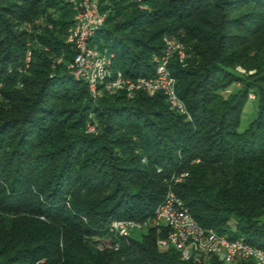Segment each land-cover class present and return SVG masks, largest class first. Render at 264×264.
<instances>
[{"label": "trees", "instance_id": "trees-1", "mask_svg": "<svg viewBox=\"0 0 264 264\" xmlns=\"http://www.w3.org/2000/svg\"><path fill=\"white\" fill-rule=\"evenodd\" d=\"M99 6L90 45L126 78L153 75L164 37L183 44L186 59L168 69L189 117L160 92L93 100L66 70L71 5L0 0V264H196L159 251L164 227L140 240L108 232L113 220L151 219L169 190L202 228L264 250V0ZM250 93L256 116L239 132ZM109 237L117 250L98 247Z\"/></svg>", "mask_w": 264, "mask_h": 264}, {"label": "built area", "instance_id": "built-area-1", "mask_svg": "<svg viewBox=\"0 0 264 264\" xmlns=\"http://www.w3.org/2000/svg\"><path fill=\"white\" fill-rule=\"evenodd\" d=\"M69 3L73 10V24L66 33V43L73 50L72 60L67 63L68 74L76 81L84 82L93 100L104 95H115L125 91L129 97L137 92L148 96L162 93L170 108L179 115H187L183 101L175 91V79L168 65L173 56L183 62L187 55L183 44L173 37H164V48L154 58L155 68L151 77L129 79L121 71L112 70V54L100 51L90 45L91 39L101 29L106 15L100 12L99 0H62ZM31 59V51L25 54V67ZM61 59L57 60V64ZM254 100V94H249ZM189 117V116H188ZM186 174L175 180L178 182ZM149 227H164L167 236L157 240L159 251L174 250L181 260L196 264L216 259L220 264H236L251 260L253 264H264V250L251 246L242 237L228 240L212 229L202 228L190 215L182 200L171 190L167 191L163 201L157 206L154 216L145 221L113 220L108 226L112 238L126 239L134 230L143 231ZM99 241V248L118 249L112 244V238Z\"/></svg>", "mask_w": 264, "mask_h": 264}, {"label": "rangeland", "instance_id": "rangeland-1", "mask_svg": "<svg viewBox=\"0 0 264 264\" xmlns=\"http://www.w3.org/2000/svg\"><path fill=\"white\" fill-rule=\"evenodd\" d=\"M104 6H107V3L104 4ZM34 28H37V27L35 26ZM23 29L27 32H34V31L37 32L38 31V29H34L33 31L32 25H29V24L24 25ZM238 87H239V84H233L229 89H227L224 92V95L227 96L228 94L234 92L235 89ZM256 111H257V101L250 100L248 97V99L245 102V106H244V109L241 115L240 125L238 128L239 132H242L248 126V124L255 118ZM86 129H87V132H90V133H94L96 131L95 125L93 123L87 124ZM145 231L146 230H143V231L134 230L131 233V238L140 240L141 235L144 234Z\"/></svg>", "mask_w": 264, "mask_h": 264}]
</instances>
